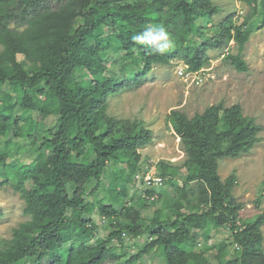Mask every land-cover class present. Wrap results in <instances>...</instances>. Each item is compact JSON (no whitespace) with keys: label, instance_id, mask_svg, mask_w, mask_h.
Here are the masks:
<instances>
[{"label":"trees","instance_id":"trees-1","mask_svg":"<svg viewBox=\"0 0 264 264\" xmlns=\"http://www.w3.org/2000/svg\"><path fill=\"white\" fill-rule=\"evenodd\" d=\"M239 1L250 8L240 24L234 15L212 24L219 10L214 0H0V189L11 184L28 216L1 244L0 264H144L155 251L163 264H264V214L241 222L243 204L232 194L236 175L224 182L218 172L220 159L252 150L263 130L240 104H213L193 117L171 111L185 171L160 162L174 194L158 215H143L160 199H150L152 190L137 198L117 185L112 196L107 181L108 173L118 180L113 168L125 165L133 180L141 169L139 149L153 139L143 120L109 114V95L175 58L189 70L204 69L209 49L231 41L237 52L223 59L248 71L246 28L264 12V0ZM18 47L25 48L22 59ZM121 60L131 64L119 68ZM35 114L39 123L24 147L31 160L19 155L7 162L9 137ZM50 117L53 123L40 124ZM95 213L109 234L100 235ZM224 227L230 238L209 244ZM144 236L142 244L127 240ZM231 245L234 253L224 258ZM197 251L205 263L192 259Z\"/></svg>","mask_w":264,"mask_h":264},{"label":"rangeland","instance_id":"rangeland-1","mask_svg":"<svg viewBox=\"0 0 264 264\" xmlns=\"http://www.w3.org/2000/svg\"><path fill=\"white\" fill-rule=\"evenodd\" d=\"M219 10L212 17V24H218L230 15H234L235 20L240 24L244 17L249 13V6L239 0H214ZM264 12L253 19L246 30L250 31L249 40L245 44L243 58L247 62L248 71H237L233 66L223 59V54L237 52L234 41L224 48H211L208 51L210 60L202 74L203 81L199 84L185 81L179 76L178 70L185 66L184 61L175 58L168 65H156L149 72L144 80L130 86L122 87L118 92L111 93L108 97L107 112L116 118L141 119L145 122V127L152 130V141L145 147L139 149L142 155L140 170L131 181L127 179L126 165L113 170H119V179L113 180L111 174H107L109 194L113 196V190L118 185V189L127 190L132 197L139 198L145 196V189L148 187L142 179L145 173L159 172L160 162L164 161L170 168H179L184 172L182 165L186 159L180 137L175 133L169 122V115L173 109H181L189 117L196 113H202L207 107L213 104L223 103L225 106L240 104L246 116L253 117L256 122L263 126L259 133V141L252 150L243 153L237 158L224 157L219 160L218 172L222 181L233 173L236 175V182L232 187V194L237 202L243 204L239 213L240 221L253 219L257 215L264 214V25H262ZM1 48V46H0ZM19 59L23 58L25 48H17ZM44 55V53H43ZM129 60H121L117 63L118 67L128 66ZM8 115L7 112L2 111ZM53 117L41 123H53ZM16 121V118H13ZM39 123V116L34 115L28 121H21L15 132L9 137L12 151L9 152L7 162L14 163L21 156L22 162H28L31 158L25 153V146L31 144L33 138H28L30 132L35 131ZM42 126V125H39ZM14 134H16L14 136ZM23 146V147H22ZM20 150L16 154L15 150ZM129 152L124 154V159L129 158ZM162 176V175H161ZM123 179V180H122ZM176 183L180 186L182 182L178 179ZM150 190V189H148ZM153 195H157L159 201L156 205L147 206L143 215H158L159 208L170 202L174 194L173 188L165 182L162 187L152 190ZM263 194V195H262ZM162 197V198H161ZM262 199L260 204L258 198ZM152 200V199H151ZM0 206L3 215L0 219V246L12 237L13 228L19 223L26 221L28 216L24 213L25 201L11 184H6L0 189ZM98 222V232L100 235H107L111 229L103 221L100 215L94 214ZM264 236V224L262 226ZM209 244L218 243L230 238V231L224 227L212 232ZM129 244H142L146 241L145 236L139 239H129ZM202 240L199 247L202 248ZM264 248V238L262 242ZM136 251L135 245L129 247V252ZM235 251L234 246H229L224 252L223 257L227 258ZM192 259L197 262H206L201 251L192 255ZM144 264H163V257L158 252L145 256Z\"/></svg>","mask_w":264,"mask_h":264},{"label":"built area","instance_id":"built-area-1","mask_svg":"<svg viewBox=\"0 0 264 264\" xmlns=\"http://www.w3.org/2000/svg\"><path fill=\"white\" fill-rule=\"evenodd\" d=\"M204 72V69H201L199 71H192L189 70L188 67L185 65L183 67H180L178 70V74L180 77H182L185 81H191L193 83H201L203 81L202 74ZM142 179L144 181V184L148 189L154 190L158 187H162L165 183V179L163 176L158 175L156 173H145L142 176ZM157 195L150 196V199H155Z\"/></svg>","mask_w":264,"mask_h":264}]
</instances>
